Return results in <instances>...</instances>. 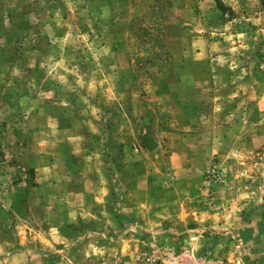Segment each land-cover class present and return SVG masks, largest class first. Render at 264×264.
Returning a JSON list of instances; mask_svg holds the SVG:
<instances>
[{"label": "rangeland", "instance_id": "374dc122", "mask_svg": "<svg viewBox=\"0 0 264 264\" xmlns=\"http://www.w3.org/2000/svg\"><path fill=\"white\" fill-rule=\"evenodd\" d=\"M243 203L264 214L261 0H0V264L220 261Z\"/></svg>", "mask_w": 264, "mask_h": 264}, {"label": "crops", "instance_id": "0c3cea01", "mask_svg": "<svg viewBox=\"0 0 264 264\" xmlns=\"http://www.w3.org/2000/svg\"><path fill=\"white\" fill-rule=\"evenodd\" d=\"M243 208L249 211V213L250 211L252 212L247 217L248 220H240L238 217L236 218V216H234L237 220L236 229H232L231 227L226 228V236L228 237L227 234H229L230 239L220 240L217 242V247L215 249H217L219 257L224 259L228 254L233 257L234 252L237 254L239 248L240 250H245L247 247V249L251 250L253 253L258 252L262 254L263 257L257 264H264V214L261 209L256 211L251 205H248V203H243L242 209ZM238 219L241 222H238ZM234 257V263H236L238 256L234 255Z\"/></svg>", "mask_w": 264, "mask_h": 264}, {"label": "built area", "instance_id": "2783aa9c", "mask_svg": "<svg viewBox=\"0 0 264 264\" xmlns=\"http://www.w3.org/2000/svg\"><path fill=\"white\" fill-rule=\"evenodd\" d=\"M145 264H225L223 261L213 260L211 258H207V256H196L193 257L190 254L183 255H172L168 258L167 261L158 262L156 258H149Z\"/></svg>", "mask_w": 264, "mask_h": 264}, {"label": "trees", "instance_id": "16d2710c", "mask_svg": "<svg viewBox=\"0 0 264 264\" xmlns=\"http://www.w3.org/2000/svg\"><path fill=\"white\" fill-rule=\"evenodd\" d=\"M262 1V4L264 5V0H261Z\"/></svg>", "mask_w": 264, "mask_h": 264}]
</instances>
